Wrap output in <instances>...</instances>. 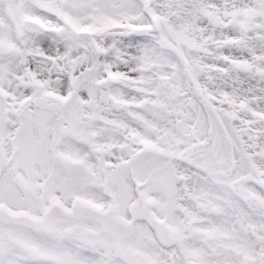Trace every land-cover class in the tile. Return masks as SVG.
Returning <instances> with one entry per match:
<instances>
[{
	"label": "snow or ice",
	"instance_id": "snow-or-ice-1",
	"mask_svg": "<svg viewBox=\"0 0 264 264\" xmlns=\"http://www.w3.org/2000/svg\"><path fill=\"white\" fill-rule=\"evenodd\" d=\"M0 264H264V0H0Z\"/></svg>",
	"mask_w": 264,
	"mask_h": 264
}]
</instances>
